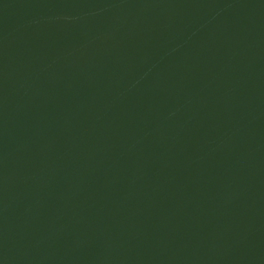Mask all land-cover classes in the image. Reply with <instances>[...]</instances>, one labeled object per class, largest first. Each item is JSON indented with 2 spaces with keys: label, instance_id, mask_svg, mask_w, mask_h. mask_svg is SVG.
Wrapping results in <instances>:
<instances>
[{
  "label": "water",
  "instance_id": "95a60500",
  "mask_svg": "<svg viewBox=\"0 0 264 264\" xmlns=\"http://www.w3.org/2000/svg\"><path fill=\"white\" fill-rule=\"evenodd\" d=\"M0 264H264V0H0Z\"/></svg>",
  "mask_w": 264,
  "mask_h": 264
}]
</instances>
